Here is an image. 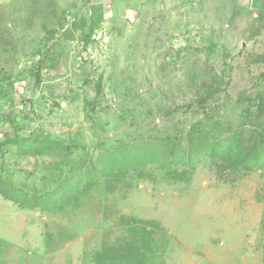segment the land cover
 I'll return each mask as SVG.
<instances>
[{"label": "rangeland", "instance_id": "obj_1", "mask_svg": "<svg viewBox=\"0 0 264 264\" xmlns=\"http://www.w3.org/2000/svg\"><path fill=\"white\" fill-rule=\"evenodd\" d=\"M0 264H264V0H0Z\"/></svg>", "mask_w": 264, "mask_h": 264}, {"label": "crops", "instance_id": "obj_2", "mask_svg": "<svg viewBox=\"0 0 264 264\" xmlns=\"http://www.w3.org/2000/svg\"><path fill=\"white\" fill-rule=\"evenodd\" d=\"M169 1H171V0H169ZM175 1H177V2H182V1H184V0H175Z\"/></svg>", "mask_w": 264, "mask_h": 264}]
</instances>
